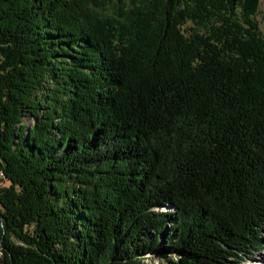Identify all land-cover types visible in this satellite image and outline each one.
Here are the masks:
<instances>
[{"label":"trees","instance_id":"16d2710c","mask_svg":"<svg viewBox=\"0 0 264 264\" xmlns=\"http://www.w3.org/2000/svg\"><path fill=\"white\" fill-rule=\"evenodd\" d=\"M259 6L0 0V264H233L259 249Z\"/></svg>","mask_w":264,"mask_h":264},{"label":"rangeland","instance_id":"374dc122","mask_svg":"<svg viewBox=\"0 0 264 264\" xmlns=\"http://www.w3.org/2000/svg\"><path fill=\"white\" fill-rule=\"evenodd\" d=\"M250 19L257 27L260 35L264 38V0H260V6L258 9V12L254 16H252ZM190 29L194 31L196 30V28L192 24L188 23L187 32ZM256 237L261 243L260 248L259 249H249L248 254L245 255V258H242L241 260L235 259L233 261V264H254L257 258L258 260H260L261 257H264V225L260 227V229L256 233ZM150 263H151V260L149 259H146L144 262V264H150Z\"/></svg>","mask_w":264,"mask_h":264},{"label":"bare ground","instance_id":"6f19581e","mask_svg":"<svg viewBox=\"0 0 264 264\" xmlns=\"http://www.w3.org/2000/svg\"><path fill=\"white\" fill-rule=\"evenodd\" d=\"M255 259H256V258H255ZM259 262H261V263H259ZM254 264H264V257H261L260 260H258V258H257V260L255 261Z\"/></svg>","mask_w":264,"mask_h":264}]
</instances>
